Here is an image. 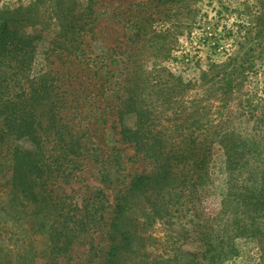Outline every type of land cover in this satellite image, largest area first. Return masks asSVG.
<instances>
[{
	"label": "trees",
	"instance_id": "16d2710c",
	"mask_svg": "<svg viewBox=\"0 0 264 264\" xmlns=\"http://www.w3.org/2000/svg\"><path fill=\"white\" fill-rule=\"evenodd\" d=\"M92 1L28 0L0 9V218L29 219L49 249L46 258H30L27 251L14 254L0 244V264H68L63 261L84 247L87 262L97 258L96 264H223L225 237L218 228L193 225L166 235L167 259L148 251L159 240L146 228L171 208L204 195L216 143L224 157L223 197L249 220L251 233H260L253 226L264 223V134L235 131L226 120L212 134L202 133L193 112L183 121H161L168 100L163 102L160 80L152 83L127 63L137 39L158 43L151 36L153 11L159 15L160 7L178 0H156L158 6L147 1L131 12L124 65L109 67L101 84L105 90H92L93 98H87L83 82L91 70H36V50L50 29L55 34L49 51L80 61L83 37L94 30ZM125 115L134 116L133 128L123 125ZM111 117L115 131L108 140ZM133 157L143 168L123 174ZM87 167L114 188L111 203L101 191L81 203L63 193L61 185L79 181ZM235 225L238 232L245 228L239 221Z\"/></svg>",
	"mask_w": 264,
	"mask_h": 264
},
{
	"label": "rangeland",
	"instance_id": "374dc122",
	"mask_svg": "<svg viewBox=\"0 0 264 264\" xmlns=\"http://www.w3.org/2000/svg\"><path fill=\"white\" fill-rule=\"evenodd\" d=\"M26 1L0 0V9ZM147 1L152 0H93L94 30L83 37L85 52L80 61L72 63V57L65 53L59 55L49 51L55 34L50 29L43 33L36 50V70L68 68L72 74L79 68L91 70L83 82L88 89L87 98H93L92 90L98 93L105 90L101 84L109 67L115 70L124 65L127 55L124 47L131 30L127 23L131 12ZM151 5L158 6L156 0ZM158 11L159 15L153 11L157 21L152 29L156 34L151 35L158 43L153 45L145 39H137L127 66L144 72L152 78V83L156 78L160 80L163 102L168 100L160 109L161 121L176 117L183 121L193 112L200 121L202 133L212 134L216 126L223 125L226 120L227 127L235 131L264 134V0H178L166 3ZM96 105H103V101ZM113 119L111 117L106 125V129H110L105 132L108 140L114 136ZM255 119L260 121L255 123ZM122 123L133 128L135 118L125 115ZM167 124H170L169 120L164 125ZM108 143L111 147L112 142ZM212 148L210 184L204 195L199 200L185 202L183 207L171 208L163 217L150 223L146 233L159 241L149 244L148 251L167 259L170 253L164 251L166 244L162 243L166 235L191 229L193 225H205L218 228L219 236L225 237L227 256L223 264H264V223L254 225L261 232L254 230L253 234L248 228L249 220L235 213L232 204L227 205L223 197L224 157L216 143ZM135 159L130 158L120 171L123 174L139 173L143 167ZM82 171L84 174L79 181L70 180L61 185L69 200L81 203L94 196V192L101 191L111 203L114 188L100 183L98 173L93 169L87 167ZM238 221L240 227H245L241 232L236 230L235 222ZM96 239V243L100 242L101 235ZM0 244L14 254L27 251L30 258L43 259L49 254L45 236L35 230L27 218L17 222L0 218ZM85 248L77 249L72 258L63 263L96 264L97 258L87 262Z\"/></svg>",
	"mask_w": 264,
	"mask_h": 264
}]
</instances>
